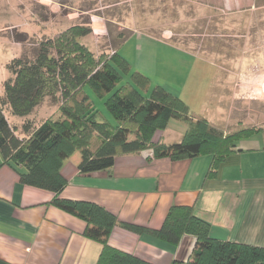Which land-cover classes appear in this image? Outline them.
I'll use <instances>...</instances> for the list:
<instances>
[{
  "label": "crops",
  "instance_id": "crops-1",
  "mask_svg": "<svg viewBox=\"0 0 264 264\" xmlns=\"http://www.w3.org/2000/svg\"><path fill=\"white\" fill-rule=\"evenodd\" d=\"M246 1L237 0L238 10L261 18L264 4ZM34 2L48 11L47 18L40 21L35 11L24 10L28 0H19L24 8L14 10L0 0V96L8 76L6 64L28 46L26 39H20L33 33L55 34L50 24L56 14L55 0H31ZM230 3L221 4L234 12L236 5ZM129 30L130 36L118 51L132 69L147 76L152 86L179 96L194 118H205L224 129L239 126L238 108H228L230 97L224 95L230 76L210 74L218 67L211 60L151 32ZM257 34H264V26H259ZM245 81L238 80L235 93L247 90ZM40 105L34 117L41 116ZM187 127L186 122L172 119L156 135L167 144L178 142ZM151 154L118 155L111 169L83 175L77 167L80 152L75 151L61 166L67 184L60 197L95 202L118 220L151 230L161 226L172 205H192L209 223L212 237L264 247V131L241 139L219 164L215 176L208 178L209 154L182 160L152 158ZM53 197L51 191L23 184L12 166H0V264H96L101 244L84 236L82 219L51 204ZM194 243L192 235L173 245L148 232L138 234L121 226H115L109 236L111 246L153 264L187 261Z\"/></svg>",
  "mask_w": 264,
  "mask_h": 264
},
{
  "label": "trees",
  "instance_id": "trees-1",
  "mask_svg": "<svg viewBox=\"0 0 264 264\" xmlns=\"http://www.w3.org/2000/svg\"><path fill=\"white\" fill-rule=\"evenodd\" d=\"M91 31L85 24L71 25L31 42V54L24 50L6 64L8 76L0 96V166H12L25 185L53 192L51 204L85 222L84 236L101 244L96 264H153L111 246L109 236L115 226L148 232L173 245L185 235L194 236L189 259L170 264H264V247L212 237L209 223L192 205H172L161 226L151 230L120 221L95 202L60 197L67 184L61 166L75 151L80 152L77 167L83 175L111 169L122 154L150 151L152 158L171 160L209 154L208 178L215 176L241 139L262 131L254 126L227 131L205 118H194L179 96L152 86L121 56L118 49L130 32L118 34L111 52L96 55L81 41ZM87 90L104 99L113 124L94 109ZM48 97L59 104V115L36 119L34 110ZM10 117L21 118L20 127ZM172 119L188 127L180 141L167 144L156 134ZM129 134L134 138L129 139Z\"/></svg>",
  "mask_w": 264,
  "mask_h": 264
},
{
  "label": "rangeland",
  "instance_id": "rangeland-1",
  "mask_svg": "<svg viewBox=\"0 0 264 264\" xmlns=\"http://www.w3.org/2000/svg\"><path fill=\"white\" fill-rule=\"evenodd\" d=\"M6 1L12 10L16 9V6L24 8V5L18 4L19 0ZM224 1L55 0L53 8L56 14L50 24L55 32L75 24L88 25L92 31L81 41L96 55L111 52L118 42L119 33H129L130 28H136L144 29L158 38L211 60L218 67L212 68L210 74L214 71L218 75L230 76L232 81L224 89V95L230 97L226 100L227 107L232 106V110L236 107L238 108L236 112L240 113L237 117L239 126L234 124L232 128L226 130L254 126L261 127L263 132L264 34L257 33L259 26H264V6L261 18H251L250 12L238 10L237 0H231L230 3L236 5L234 12L228 5L222 6L221 3ZM256 3L264 4V0H258ZM24 10L28 13L35 11L40 21L49 16L44 7L36 2L31 3V0H28ZM255 20L259 22V26ZM50 35L40 36L35 33L26 35L28 46L25 50L31 54L33 48L31 49L30 43ZM240 59H244L245 62H241ZM238 80H246L247 86V90L240 94L234 90ZM87 92L93 99L94 109L108 117L113 124L114 121L104 108V99L93 96L89 90ZM238 98V103L233 102L232 99ZM58 105L51 98H45L38 108L41 116L35 114V118L44 119L47 115L56 118L59 115ZM44 113L47 114L43 115ZM10 119L20 127L21 118ZM128 138L133 139L134 135L129 134Z\"/></svg>",
  "mask_w": 264,
  "mask_h": 264
}]
</instances>
